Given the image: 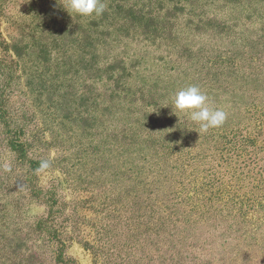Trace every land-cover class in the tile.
<instances>
[{
    "label": "trees",
    "instance_id": "trees-1",
    "mask_svg": "<svg viewBox=\"0 0 264 264\" xmlns=\"http://www.w3.org/2000/svg\"><path fill=\"white\" fill-rule=\"evenodd\" d=\"M9 1L0 0V75L8 79L0 86V171L8 150L30 172L44 160L30 156L40 149L30 103L13 94L10 79L20 77V48L36 46L46 64L56 63L49 112L65 123L63 109L80 101L83 116L71 121L83 117L105 132L104 169L121 181V202L141 219L156 264H264V0H102L98 18L70 15L66 0H20L16 40L3 27ZM190 85L227 113L222 126L202 133L172 110L174 95ZM68 126L64 144L73 142ZM30 193L39 197L42 188ZM44 197L57 206L54 188ZM7 235L0 233V264L32 251L25 243L24 254L11 252Z\"/></svg>",
    "mask_w": 264,
    "mask_h": 264
},
{
    "label": "rangeland",
    "instance_id": "rangeland-1",
    "mask_svg": "<svg viewBox=\"0 0 264 264\" xmlns=\"http://www.w3.org/2000/svg\"><path fill=\"white\" fill-rule=\"evenodd\" d=\"M35 2L57 4L55 0H29V3ZM9 4V23L5 22L3 27L5 35L14 39L20 35L13 26L18 27L19 12L24 11L25 5L21 6L20 0H10ZM19 54L23 58L18 67L20 77L17 78L16 73L10 79L15 82L13 94L25 93L30 103L27 115L32 117V137L37 135L32 143L40 147L39 152L33 150L30 156L41 155L49 161L50 167L30 172L27 165L16 163V157L11 156L9 150L4 154L5 165L0 171V233L14 235L10 238L15 241L10 251L15 254L20 249L24 254L22 246L25 243L28 248L32 247V251L17 257L12 264H61L56 251L59 244L52 238L51 228L57 231L56 236L63 243L65 264H156L148 246L151 239H146L141 219L131 217L121 202V181L104 169L110 166L105 132L100 129L99 135L90 121H82L83 117L71 121L82 111L77 108L80 101L72 109H63L62 116L69 115L71 120L65 123L60 118L55 120L57 115L48 110L51 107L48 95L49 87L57 82V78L51 81L50 75L51 66L55 68L56 63L46 64L41 48L36 46L22 47ZM7 81V75H0V86ZM15 103L12 109L21 108L19 113H22L21 103L18 100ZM61 110L57 108L58 113ZM50 111L56 112V109ZM67 125L72 127L67 129L73 142L64 144L61 135H65ZM79 144L76 149L83 148V151L69 150L70 146ZM10 167L12 172L7 174ZM31 182L42 188L41 196L30 193ZM52 188L58 194L57 206L53 207L44 197L46 190ZM35 252L36 260L29 257Z\"/></svg>",
    "mask_w": 264,
    "mask_h": 264
},
{
    "label": "clouds",
    "instance_id": "clouds-1",
    "mask_svg": "<svg viewBox=\"0 0 264 264\" xmlns=\"http://www.w3.org/2000/svg\"><path fill=\"white\" fill-rule=\"evenodd\" d=\"M63 8L70 15L76 14L82 18H98L104 14L106 5L102 0H66V7ZM173 109L175 113L189 117L192 122L199 126L202 133L222 126L227 119V113L212 105L209 97L195 85L182 88L174 95ZM49 167V161L42 160L36 171L41 172Z\"/></svg>",
    "mask_w": 264,
    "mask_h": 264
}]
</instances>
